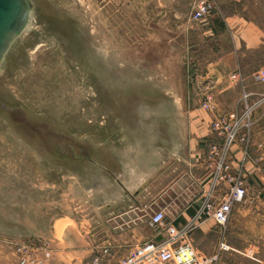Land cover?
I'll list each match as a JSON object with an SVG mask.
<instances>
[{
	"label": "rangeland",
	"instance_id": "obj_1",
	"mask_svg": "<svg viewBox=\"0 0 264 264\" xmlns=\"http://www.w3.org/2000/svg\"><path fill=\"white\" fill-rule=\"evenodd\" d=\"M34 1L33 22L0 69V100L7 106L0 105V222L33 223L47 237L53 216L71 210L80 216L83 207L114 204L119 192L142 187L130 201L135 224L157 233L151 216L163 210L165 224L171 223L169 197L159 185L143 186L128 173L118 179L111 170L130 166L140 175L155 170L177 135L191 132L192 111L209 113L211 126L215 114L238 111L250 127L245 147L264 153V83L255 80L264 68V0H218L212 16L241 14L263 30V38L257 49L242 50V68L226 84L234 89L222 104L215 98L213 111L203 107L192 70L181 67L185 53L167 44L183 35L173 22L164 32L159 20L129 21L126 5L120 6L119 20L112 16L119 6H103L102 0ZM152 9L162 11L158 5ZM235 73L240 79L232 78ZM258 181V186L247 181L251 193L264 189ZM252 210L233 212L226 233L218 226L203 241L211 255H219L216 264L224 253H264L263 206ZM229 239L235 244L220 251Z\"/></svg>",
	"mask_w": 264,
	"mask_h": 264
},
{
	"label": "crops",
	"instance_id": "obj_2",
	"mask_svg": "<svg viewBox=\"0 0 264 264\" xmlns=\"http://www.w3.org/2000/svg\"><path fill=\"white\" fill-rule=\"evenodd\" d=\"M194 3L195 0H110L108 2L102 0L103 6L105 4L107 6L111 4L112 7L116 4L119 6L118 13L115 11L112 14L113 19L117 17L121 19L120 6L126 5L129 21L143 22L147 25L148 21L159 20V31L164 30V32L168 31V22L171 21L172 26L177 25L178 29H182L183 35L178 36L177 40L170 39V44L167 41L168 46L185 53V57L180 62L181 67L192 70L189 77L194 84L202 88L207 79H212L215 97L222 104V100L234 89V84L226 85L229 81L228 77L230 78L235 70L242 68L239 60L241 55L246 56L242 50L250 51L260 47L263 30L256 23L235 12L217 13L205 23L194 22L192 20ZM223 3L225 0H219V4ZM157 5L162 10L159 14L152 9ZM149 25L155 26L153 23ZM173 95L180 97L174 92ZM190 117L191 132L177 135L173 147L162 152L155 170L144 175H140L130 166L124 172L115 168L111 170L118 179L128 173L133 177L132 181H142L143 186L150 184L153 188L159 185L160 193H165V196L169 197L165 209L173 215L170 224L175 223L177 226L192 222L197 211L210 199V196L222 199L228 192L226 185L217 188L212 186L210 180L212 171L206 164L209 142L215 140L211 130V115L192 111ZM262 153L250 150L249 154L246 147L238 144L234 146L230 156L234 171H240L246 179L257 186L260 184L259 179L264 181V161L258 160ZM141 188L134 191L128 188L122 193L119 192L115 196L114 204L83 207L84 210L86 209L85 213L88 212L80 216H76L72 210L70 215L64 217L53 216L55 219L49 223L47 237L41 238L39 226L33 223L27 225L17 221L11 222L12 225L9 226L0 222V264H20L16 252L17 245L37 244L45 239L53 250V256L48 264H85L92 261L106 247L111 249V254L106 256L101 264H119L135 246L147 240L161 239L147 225L140 227L135 224L134 208L130 201L132 197L136 195L139 197L142 194ZM253 190L254 193L249 191L244 201L235 203L233 212L245 215L253 212V207L262 205L261 213L264 214V189L259 187ZM94 212L95 215H90ZM111 213L116 214L115 217H110ZM67 220L71 222L59 231V227ZM231 220L228 225L231 224ZM228 225L223 228L224 233L227 232ZM218 226L215 219L209 218L202 221L193 232V245L203 255H211L212 250L205 248L203 241L213 238ZM227 243L235 244L231 239ZM218 264H264V253H224Z\"/></svg>",
	"mask_w": 264,
	"mask_h": 264
},
{
	"label": "built area",
	"instance_id": "obj_3",
	"mask_svg": "<svg viewBox=\"0 0 264 264\" xmlns=\"http://www.w3.org/2000/svg\"><path fill=\"white\" fill-rule=\"evenodd\" d=\"M218 0H195L192 13L194 22L207 21L217 9ZM233 79L239 78L237 73ZM240 79V78H239ZM237 79V81H239ZM258 83H264V68L255 74ZM212 79H207L201 88L203 107L213 111L215 108V94ZM250 95H245L247 99ZM212 132L217 141L209 142L207 155V167L211 169V182L213 187L228 186V192L222 199L210 196V199L197 211L192 222L184 226L175 223L166 225L167 214L165 211H155L151 216L150 224L155 228L161 239L146 241L134 247L129 254L123 257L119 264H216L218 254L206 256L199 252L193 245L191 235L198 225L205 219L213 218L221 227H227L233 214L235 203L242 202L249 194L248 182L239 171L236 172L230 162V156L234 146L249 145V125L244 116L238 111L227 115H217L213 118ZM250 154V148L246 147ZM264 161V153L258 158ZM264 172V171H263ZM40 243H24L17 245V255L20 264H48L53 256V250ZM231 247L222 242L220 251H229ZM111 254L109 247L85 264H101L104 258Z\"/></svg>",
	"mask_w": 264,
	"mask_h": 264
},
{
	"label": "water",
	"instance_id": "obj_4",
	"mask_svg": "<svg viewBox=\"0 0 264 264\" xmlns=\"http://www.w3.org/2000/svg\"><path fill=\"white\" fill-rule=\"evenodd\" d=\"M36 7L34 0H0V69L13 46L29 29ZM0 105L7 108L1 100Z\"/></svg>",
	"mask_w": 264,
	"mask_h": 264
}]
</instances>
